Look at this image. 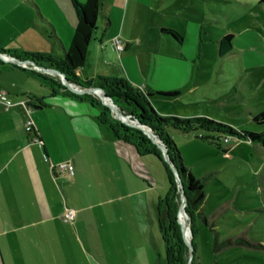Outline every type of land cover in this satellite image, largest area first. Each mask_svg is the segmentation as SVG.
I'll return each instance as SVG.
<instances>
[{"label": "crops", "instance_id": "0c3cea01", "mask_svg": "<svg viewBox=\"0 0 264 264\" xmlns=\"http://www.w3.org/2000/svg\"><path fill=\"white\" fill-rule=\"evenodd\" d=\"M101 3L97 30L77 75L101 76V52H117L112 41L118 37L126 49L114 62L118 70L110 66L113 76L119 72L117 77L154 94L153 84L136 75L140 57L132 49L133 34L124 29L128 15L133 18L148 6L156 12L153 0ZM76 24L72 0H0V48L6 51L62 58ZM106 40L110 48L103 46ZM234 54L232 49L219 56L226 60ZM180 58L187 59L184 53ZM89 64L95 72H89ZM35 80L20 68L0 70V88L9 92L12 104L0 106V264H156L147 244L137 243L149 241L159 226L149 178L152 159L115 139L96 107ZM23 98L34 99L33 113ZM67 160L75 165L73 177L52 168ZM68 211H75L73 220L65 218Z\"/></svg>", "mask_w": 264, "mask_h": 264}, {"label": "rangeland", "instance_id": "374dc122", "mask_svg": "<svg viewBox=\"0 0 264 264\" xmlns=\"http://www.w3.org/2000/svg\"><path fill=\"white\" fill-rule=\"evenodd\" d=\"M151 6L156 12L148 6L133 18L128 15L124 29L133 34L132 49L140 57L139 68L134 66L136 75L141 73L143 80L153 84L154 94L180 92L175 98L156 95L150 99L156 111L183 119L207 118L238 132H264V125L252 120L264 110V0H153ZM161 29H177L184 42L160 34ZM102 32L100 29V38ZM230 33L235 35V54L222 60L218 41ZM106 42L103 46L110 48L109 40ZM101 53V76L114 77L111 67L117 68L114 62L125 52L110 49ZM181 53L186 60L180 58ZM88 70L95 72L94 65L89 64ZM168 132L183 165L204 183L203 207L180 218L193 231L199 257L196 264H264V248L239 243H264V147L206 129L185 133L168 128ZM153 134V141L165 146L172 162L165 143ZM159 148L165 156L164 148ZM148 157L152 159L148 168L152 172L153 213L158 220L159 202L169 196L170 181L163 163L155 156ZM144 241L138 239L137 243L147 244L154 262L167 264L157 224L149 241Z\"/></svg>", "mask_w": 264, "mask_h": 264}, {"label": "trees", "instance_id": "16d2710c", "mask_svg": "<svg viewBox=\"0 0 264 264\" xmlns=\"http://www.w3.org/2000/svg\"><path fill=\"white\" fill-rule=\"evenodd\" d=\"M72 3L77 15V24L71 45L65 51L64 57H53L49 54L33 52L19 53L16 51H6L1 48L0 52L10 54L24 61H33L39 66H43L42 63H47L48 68L60 71L72 83L83 88H99L113 99L114 103L122 112L131 115L133 119L149 126L168 148L170 159L178 169L181 181L186 189L188 200L187 213L192 216V212L199 211L206 202L204 183L202 180L197 179L193 173L183 165L180 151L169 134L168 128H174L185 133L206 129L217 133L229 134L230 136L238 137L241 140H247L263 147L264 132H238L228 125L217 123L207 118L183 119L160 115L153 107L150 100L154 94L145 93L122 77L99 76L91 80L81 79L76 72L85 65L90 43L94 39L97 30L102 3L101 0H87L85 2L72 0ZM162 32L171 35L175 40L181 43L184 42L183 36L176 30L162 29ZM233 39L234 35L228 34L219 41V55L221 57L227 56L232 51ZM11 68L22 69L24 72L38 79L43 85L49 87L53 93H62L81 102L90 103L100 111V121L108 125L115 139L134 146L140 155L155 156L163 163L170 181V193L168 197L160 199L158 206V223L165 247L166 262L167 264H188L190 256L189 243L185 239L178 222V183L169 162L165 159L163 151L159 146L141 129L115 118L111 109L94 95L74 93L65 88L61 81L55 80L54 77L32 69L22 68L12 62L0 59V70ZM156 94L165 98H175L179 96L180 92H157ZM33 100L34 99L30 98L31 104ZM37 102L41 105L40 100H37ZM114 115L118 116L116 111ZM252 120L259 125H264V110L254 114ZM239 243L251 248H264V243H254L247 240H241ZM197 259H199V257H197V249L194 245V259L192 264H196Z\"/></svg>", "mask_w": 264, "mask_h": 264}, {"label": "water", "instance_id": "95a60500", "mask_svg": "<svg viewBox=\"0 0 264 264\" xmlns=\"http://www.w3.org/2000/svg\"><path fill=\"white\" fill-rule=\"evenodd\" d=\"M0 59L4 60V61H8V62H12L20 67H24L26 66V61L17 58L15 56H12L10 54L7 53H3L0 52ZM35 69L39 72L42 73H48V74H52L54 76L59 77L61 83L64 85L65 88L73 91L74 93L77 94H92L95 95L96 97H98L105 105H107L111 110L112 113L114 114L115 111H117V115H114L115 118H118L120 120H122L125 123H128L130 125H133L135 127H139L141 128L144 133H146L152 140L154 139V134H153V130L147 126V125H143L140 121L138 120H132L130 119L131 116H127L124 115L118 108V106L114 103L113 99L109 96H107L101 89L99 88H95V87H89V88H83L77 84H74L72 82H70L66 76L64 74H62L60 71L53 69V68H48L45 66H39L35 64ZM110 102V103H109ZM155 141V140H154ZM161 142V141H160ZM159 147L164 148V152H165V159L167 161H169L170 166L173 170V173L175 175L176 180L179 182L180 188H181V206L179 209V213H178V222L181 226V231L185 237V239L188 241L189 243V248H190V256H189V263L188 264H192L193 263V259H194V245H193V231L191 230L190 233H187L186 228L187 226L181 221V216H184L187 214V204H188V200H187V196H186V189L185 186L183 185L178 169L175 167V165L170 162L168 155L166 154V148L164 145H159Z\"/></svg>", "mask_w": 264, "mask_h": 264}, {"label": "built area", "instance_id": "2783aa9c", "mask_svg": "<svg viewBox=\"0 0 264 264\" xmlns=\"http://www.w3.org/2000/svg\"><path fill=\"white\" fill-rule=\"evenodd\" d=\"M112 46L113 48L119 52L122 53L125 51L126 49V45L122 42V40L120 38H115L112 41ZM26 66H24L23 68H27V69H32L35 70V63L33 61L27 60L26 62ZM39 72V71H38ZM42 73V72H40ZM42 74H46L49 76H53L52 74H48V73H42ZM59 79V77H57ZM60 80V79H59ZM30 99H22L21 103L27 108L29 113H33L34 112V106H32V104L30 103ZM0 106H4L6 109H9L12 104L10 102V94L7 90L0 88ZM27 130L30 132L33 130V125L31 123L28 124L27 126ZM228 140V139H227ZM52 168H58L59 171L67 176V177H73L75 175V165L72 161H61L60 163L56 164V165H52ZM65 218L69 219V220H73L75 218V211H68L65 214Z\"/></svg>", "mask_w": 264, "mask_h": 264}, {"label": "bare ground", "instance_id": "6f19581e", "mask_svg": "<svg viewBox=\"0 0 264 264\" xmlns=\"http://www.w3.org/2000/svg\"><path fill=\"white\" fill-rule=\"evenodd\" d=\"M109 103H110V102H109ZM185 219H187V217H185ZM186 231H187V233H190V232H191V229L188 230V229L186 228Z\"/></svg>", "mask_w": 264, "mask_h": 264}]
</instances>
